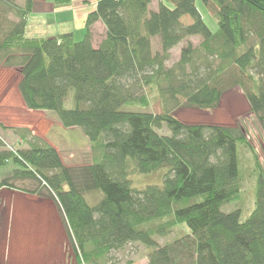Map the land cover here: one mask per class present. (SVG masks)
Segmentation results:
<instances>
[{
	"label": "trees",
	"instance_id": "1",
	"mask_svg": "<svg viewBox=\"0 0 264 264\" xmlns=\"http://www.w3.org/2000/svg\"><path fill=\"white\" fill-rule=\"evenodd\" d=\"M156 1L97 0L77 39L73 30L28 35L35 0H0V68L18 70L28 109L81 128L92 151L88 164L69 166L27 127L0 122V130L26 142L9 149L0 136V168L19 163L11 178L48 188L80 264H111L112 251L135 242L148 248L146 264H264V174L248 219L240 207L222 208L240 199L238 144L251 147L245 132L186 123L174 113L183 106L214 109L239 86L264 129V0H203L214 27L196 0ZM186 15L190 24L182 21ZM97 22L105 31L96 46ZM192 36L202 38L199 45ZM186 39L180 60L169 66L172 49ZM147 87L158 94L161 112L149 110ZM70 91L72 108L65 106ZM164 123L170 134L160 133ZM164 168L162 185L138 189L129 177ZM11 178L0 179V189L26 190Z\"/></svg>",
	"mask_w": 264,
	"mask_h": 264
},
{
	"label": "rangeland",
	"instance_id": "2",
	"mask_svg": "<svg viewBox=\"0 0 264 264\" xmlns=\"http://www.w3.org/2000/svg\"><path fill=\"white\" fill-rule=\"evenodd\" d=\"M44 2L48 1L44 0ZM155 3H157L156 0ZM39 4L43 10L49 8V3L48 5L43 4V2ZM50 4L54 10L62 9H56L54 1ZM196 4H198L207 24L214 27V18L211 14H207L209 10L203 0H196ZM151 6L155 8L154 3ZM56 15L52 17V13H50L49 21H54ZM39 17H33L27 33L28 35L48 37L54 33L52 30L57 24L50 23V25L47 24L48 27L47 21ZM182 21L184 24H190L192 18L186 15ZM61 29L62 27L59 28V31ZM104 31L103 27H94L93 41L96 45L102 39ZM77 39H82V36L77 35ZM190 40L197 46L202 38L192 36ZM187 42L186 39L172 49V56L168 62L169 66L180 60L182 47ZM153 46L155 50L160 49L159 38L153 40ZM19 80L20 77L16 69L0 68V119L5 120L7 127H27L32 131L31 136L36 135L50 145L56 143L57 150H59L66 165L78 167L88 164L91 161L92 151L89 138L86 137L82 129L64 127L55 114L39 110L32 112L23 110V98H21L17 87ZM145 93L149 96L151 103L149 110L161 112L162 105L158 94L149 87L145 89ZM72 95L73 92L70 91L65 102L66 107H74L75 102ZM125 108L132 107L125 106ZM174 113L186 123H219L242 127L251 147L249 148L243 143L238 144L240 199L236 204L230 202L223 205L222 208L226 212H231V210L240 207L242 210L241 218L243 220L248 219L256 208L257 183L260 173L264 174V129L250 109L249 101L246 99L243 89L236 86L227 90L219 105L214 109L204 110L183 106L176 109ZM159 131L162 134L171 133L165 123ZM0 136L9 149L26 146L21 135L11 129L5 131L1 129ZM16 167L22 168L19 163L14 161H9L8 164L2 166L0 179L11 178L13 169ZM166 171L164 168L152 173L138 172L129 177L133 180L134 187L141 189L149 184L162 185ZM11 181L17 182L19 187L26 190L7 186L0 189V264H80L68 236V222L65 223V216L55 204L48 188L40 185L37 180L27 179L22 182L17 178H11ZM183 230L189 232L186 225H183ZM174 239L175 235L171 233L167 240L172 241ZM165 241V238L160 239L161 243ZM148 255V248L139 242L130 243L125 249L114 250L109 254L111 264H126L129 261L131 262L129 264H146Z\"/></svg>",
	"mask_w": 264,
	"mask_h": 264
},
{
	"label": "crops",
	"instance_id": "3",
	"mask_svg": "<svg viewBox=\"0 0 264 264\" xmlns=\"http://www.w3.org/2000/svg\"><path fill=\"white\" fill-rule=\"evenodd\" d=\"M46 1H48V2H44V0H35L34 8L32 10L33 12L31 13L28 22L30 23V21L33 19V17L41 16V17H39L40 19H45L47 21L46 25L47 24L50 25V23L51 24L56 23L57 25L54 28H57V29L53 28L52 31L54 33H51L50 35H48V37H51V36H55L57 34H60L61 32H70L72 30L75 31L76 36L77 35L82 36L83 32H84L82 29H83L85 22H86L85 19H86L88 13L93 11L97 0H72L70 6L62 8L60 10H54V7H50L51 6L50 3L51 2L53 3L54 0H46ZM41 2H43V4H47V5L49 3V8H45L44 10L41 9L42 6L39 4ZM50 13H52V17H54V15H56V14L59 16L56 15L54 21L53 20L49 21L48 18H49ZM74 14H75V16H74ZM76 15H77V17H76ZM29 25L30 24H28V26H27L26 32L29 28ZM96 26L104 27L102 22H97L94 27H96ZM61 27H62V29H61V31H59V28H61ZM12 69H14V68H12ZM17 72H18V70H17ZM18 74H19V72H18ZM23 107H24L23 110H26L28 112L36 111L33 109L32 110L28 109L25 105L24 99H23ZM43 111L46 113H51V112H48L45 110H43ZM43 111H41V112H43ZM51 114H53V113H51ZM58 121H60V120L58 119ZM0 122L5 124V120L0 119ZM29 127H30V125H29ZM69 128H75V127H69ZM52 145L57 148L56 143H54Z\"/></svg>",
	"mask_w": 264,
	"mask_h": 264
}]
</instances>
